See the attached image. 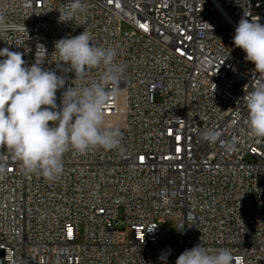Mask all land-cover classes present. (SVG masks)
Wrapping results in <instances>:
<instances>
[{"label":"built area","instance_id":"2783aa9c","mask_svg":"<svg viewBox=\"0 0 264 264\" xmlns=\"http://www.w3.org/2000/svg\"><path fill=\"white\" fill-rule=\"evenodd\" d=\"M67 3L0 0L13 26L0 31V49L65 75L59 105L68 86L98 81L103 66L71 81L55 42L86 29L97 46L115 47L125 72L104 114L121 148L69 150L53 181L23 174L0 148V264H164L168 250L175 264L201 242L229 249L235 264H264V139L249 135L243 101L258 74L233 44L245 15L264 25V0H83L86 13L61 22ZM209 129L217 142L201 139ZM166 219L173 242L160 228Z\"/></svg>","mask_w":264,"mask_h":264},{"label":"clouds","instance_id":"9594fccd","mask_svg":"<svg viewBox=\"0 0 264 264\" xmlns=\"http://www.w3.org/2000/svg\"><path fill=\"white\" fill-rule=\"evenodd\" d=\"M86 11L83 0H68L67 6L59 11V20L65 22L61 19L64 17L70 21ZM246 17L235 28L233 44L245 53L246 61L254 64L253 74H258L245 85L243 101L249 135L259 140L264 139V25ZM12 27L0 13V31ZM93 39L85 29L79 35L55 42L58 67L63 62L67 65L63 68L65 73L74 72L75 79L71 81H82L89 70L103 66L98 81L68 86L61 94L59 105L57 91L65 88V75L42 68L44 61L28 66L23 53L8 47L0 49V148H6L11 159L20 163L23 174H36L53 181L63 173V157L69 150L86 154L95 148H121V130L106 126L104 113L109 100L119 95L125 66L116 62L115 47L97 46ZM37 53L47 55V49L38 44ZM200 135L209 143L217 142L220 137L212 129ZM6 170L0 157V176ZM170 252L161 255L164 264ZM175 264H235V260L229 249L209 250L201 242L185 249Z\"/></svg>","mask_w":264,"mask_h":264},{"label":"rangeland","instance_id":"374dc122","mask_svg":"<svg viewBox=\"0 0 264 264\" xmlns=\"http://www.w3.org/2000/svg\"><path fill=\"white\" fill-rule=\"evenodd\" d=\"M175 221L173 219H166L164 223L160 224V228L162 230H167V236L168 238L166 239L168 242H173L175 239ZM127 236L129 237V230L126 229ZM83 235V227L80 225L78 227V240L82 239ZM1 258V257H0Z\"/></svg>","mask_w":264,"mask_h":264}]
</instances>
